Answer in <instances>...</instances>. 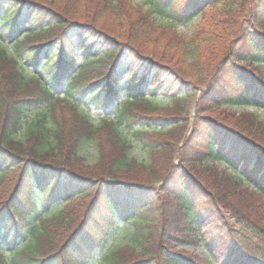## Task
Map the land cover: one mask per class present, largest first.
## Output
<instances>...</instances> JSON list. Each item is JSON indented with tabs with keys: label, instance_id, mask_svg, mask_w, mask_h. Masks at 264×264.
<instances>
[{
	"label": "trees",
	"instance_id": "1",
	"mask_svg": "<svg viewBox=\"0 0 264 264\" xmlns=\"http://www.w3.org/2000/svg\"><path fill=\"white\" fill-rule=\"evenodd\" d=\"M171 1L190 5L186 18L218 12L188 40L141 6L131 18L122 0H0V247L9 253L0 264H264L262 223L232 210L229 224L231 202L220 199L228 185L264 197V137L231 114L208 113L264 108V17L256 0ZM101 13L110 18L100 23ZM158 30L187 66L141 48L138 37ZM131 55L140 72L123 69ZM174 82L200 86L192 115L185 93L169 90ZM161 89L174 105L154 103ZM83 100L116 113L96 123ZM131 128L161 132L143 139L149 160L129 158ZM90 142L99 154L84 165ZM223 243L232 246L225 259L216 254ZM189 246L205 247L210 260L197 261Z\"/></svg>",
	"mask_w": 264,
	"mask_h": 264
},
{
	"label": "rangeland",
	"instance_id": "2",
	"mask_svg": "<svg viewBox=\"0 0 264 264\" xmlns=\"http://www.w3.org/2000/svg\"><path fill=\"white\" fill-rule=\"evenodd\" d=\"M255 2H257V5H256L257 12L262 17H264V1L256 0ZM121 3H122L121 8L123 10L126 9L127 12H132L130 14L132 17L128 14V16H130L131 18H134L136 14V12L134 11V8L137 6H141L144 9H147L153 12L152 13L153 17H155L157 22L160 23L163 27L165 28L171 27L175 29L180 34L185 35V37L188 40L191 38L190 36L194 32V30L196 29L200 21L205 20L209 15H212L211 14L212 12L213 13L218 12V10L215 8V9H211L208 13H204V14H201L200 12H199L200 14L194 13L190 17L186 18L183 15H186L188 11H190V5H187V3H183V2H181L182 4H180V1L176 3L177 6H175L174 2H172L171 0H122ZM123 10L121 12L123 15H125L127 12ZM101 14L103 15L99 17L100 23L105 22L106 21L105 18L107 19L110 18L107 13L106 14L101 13ZM125 21L126 23L129 22L127 19H125ZM109 23L110 21L108 22V24ZM262 23L264 24V22ZM112 24L111 25L114 26V22ZM122 29L123 28L121 27L119 28V30H122ZM165 37L166 35H163L160 32V30H158L156 31V33L149 34L148 37H145L144 40H142V38L140 37H138V39L142 41L141 43H143L141 44V48L145 50L147 53H149L150 55H152L153 57H159L160 54H167L166 60H169V61H166V62L174 64V65L178 64V66H182V67L187 66L186 64L187 62H185L184 60H181V53H173L170 45L168 44L166 45ZM168 49H171V51L168 52ZM191 58H192V55L190 56V58L187 57L189 62L192 61ZM122 62H123V69L133 67V70L135 71L137 70L140 72L142 70L141 66L136 62V58L132 55L130 57H127L126 59H123ZM24 73H26L25 70H24ZM63 85H64L63 83L62 84L60 83V85L55 84L53 85V87H55V90L61 94L64 91ZM196 85L192 83L190 87H188V86H184V84L181 82L180 84L177 82H174V84L170 83L168 86V88L175 87L176 91L180 92L181 90V92L185 93L184 97H182L181 105L183 109H188L191 115L193 114L195 110L194 103H193L195 99V95L193 93H196L195 92L196 90L197 91L200 90V86L196 87ZM193 87L196 88V90H194ZM185 88L186 89L190 88V90L192 91V94L188 95V93L185 92L186 90ZM234 88H235L234 86L230 87L226 95L227 94L230 95L231 93L235 92ZM169 90H173V89L169 88ZM148 93L153 94V92H151L149 87L146 88V94ZM120 97H121L120 99L123 100L125 98V95L120 93ZM155 97H156V100L154 101V103L157 105L160 104L166 107L170 105H174L171 96L163 93L162 89L161 91H159V94H156ZM79 103H80V108L82 109V111L87 113L90 116V118H92V120L96 123L100 122L101 118L104 117L105 115L112 117L116 113L115 105L111 109L109 114H106V112L101 110L99 107L93 106L84 100ZM208 113L211 116L216 115L222 119L225 118L227 114H231L232 118H234L232 119L234 123L242 124L244 126L252 128L253 130H255V133H257L258 136L260 135L261 137H264V108L262 106H258V105L255 106L253 104H247V105H237L236 104L233 107H227L226 104H219L218 106H215L214 112H208ZM164 124L168 125L169 123L165 122ZM152 127L150 130H155L157 129V127L158 129H160L166 126H162V123L160 122V123L153 125ZM124 131L127 137L131 139L130 141L132 143V145L129 148L130 149L129 158L133 157L139 162L149 160V148L148 147L144 148L143 139L147 140V142L151 141L150 143H152L153 137L158 138L159 136L158 133H161V132L151 131L150 136L144 135L145 136L144 137L143 135L135 136L136 128H131L130 130L125 129ZM98 140L100 142L105 140L104 134H102L101 137L98 138ZM98 150H99V146L96 142H93V143L90 142L89 144L85 146L84 153L87 155V157H85V161H83L84 165H86V163L91 164V165L93 163H96L95 161L97 159V155L99 154ZM111 154L120 155L119 152L117 153V152H114L113 150H111ZM215 165H218V167L222 169H226V173L232 172L231 169L227 168L225 163L216 161ZM130 173H133V171ZM129 174H126V175L129 176ZM225 177L226 176L224 173H222V176H220V178H225ZM228 190L229 192L220 194V199L224 200L225 202L226 201L231 202V205H232V208H230L231 212H225L226 214H224L225 219L229 222V224L231 222L233 223L235 222L236 215L234 214L235 216H232V210H234L237 214H243L245 216H250L247 218H251V220L252 221L255 220V222L256 221L261 222L262 226H264V197L263 195L262 196L260 194L256 195V193H254L251 196H249L245 187H243V189L238 188L235 190L230 185H228ZM213 198L215 199L214 195H213ZM209 203H211V200H209ZM169 209L170 211L175 213L177 211L176 209H178L177 203L176 202L171 203L169 206ZM157 215L159 216L160 214L158 213ZM217 217L219 218V214L214 216L215 219ZM223 226H226V224ZM120 228L121 226L119 225V229ZM237 228H239V226ZM220 229L223 230V227H221ZM112 242H113V238H111L108 244L111 245ZM259 242L261 243L264 241H259ZM172 248L181 249L182 246H179V247L172 246ZM231 248L232 246L230 247L228 244H224V243L220 244L219 247H217L216 254L218 257L223 256V259H225L224 258L225 256L229 257L228 253L230 252ZM186 250L187 252L188 250L190 252H194L193 255H195V259L197 261L207 260L210 258V255L208 254L205 247H199V249L193 250L192 247L189 246ZM2 251L4 253L9 254L7 249L3 246L0 247V252ZM99 257H101L100 254H99ZM93 263L97 264V260H94ZM219 263L220 262H218V264Z\"/></svg>",
	"mask_w": 264,
	"mask_h": 264
}]
</instances>
